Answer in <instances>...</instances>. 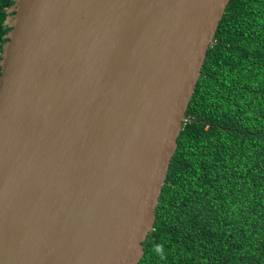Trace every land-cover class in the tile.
<instances>
[{
    "label": "water",
    "instance_id": "95a60500",
    "mask_svg": "<svg viewBox=\"0 0 264 264\" xmlns=\"http://www.w3.org/2000/svg\"><path fill=\"white\" fill-rule=\"evenodd\" d=\"M229 0H13L0 264H137Z\"/></svg>",
    "mask_w": 264,
    "mask_h": 264
},
{
    "label": "trees",
    "instance_id": "16d2710c",
    "mask_svg": "<svg viewBox=\"0 0 264 264\" xmlns=\"http://www.w3.org/2000/svg\"><path fill=\"white\" fill-rule=\"evenodd\" d=\"M185 114L137 264H264V0L228 1Z\"/></svg>",
    "mask_w": 264,
    "mask_h": 264
},
{
    "label": "clouds",
    "instance_id": "9594fccd",
    "mask_svg": "<svg viewBox=\"0 0 264 264\" xmlns=\"http://www.w3.org/2000/svg\"><path fill=\"white\" fill-rule=\"evenodd\" d=\"M159 247V246H158Z\"/></svg>",
    "mask_w": 264,
    "mask_h": 264
}]
</instances>
